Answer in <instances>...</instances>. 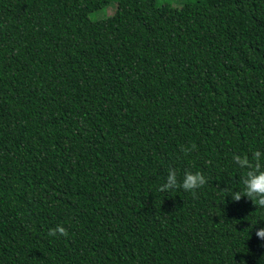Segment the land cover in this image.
Segmentation results:
<instances>
[{
    "label": "trees",
    "instance_id": "obj_1",
    "mask_svg": "<svg viewBox=\"0 0 264 264\" xmlns=\"http://www.w3.org/2000/svg\"><path fill=\"white\" fill-rule=\"evenodd\" d=\"M256 150L264 0H0V264H264Z\"/></svg>",
    "mask_w": 264,
    "mask_h": 264
},
{
    "label": "clouds",
    "instance_id": "obj_2",
    "mask_svg": "<svg viewBox=\"0 0 264 264\" xmlns=\"http://www.w3.org/2000/svg\"><path fill=\"white\" fill-rule=\"evenodd\" d=\"M196 149L197 145L195 143L181 147L184 155H188ZM233 161L240 169L244 170V175L240 178L243 189L242 191H233L230 195L232 200L239 202L242 197H246L256 207H264V153L256 150L251 154V157L247 154H234ZM207 183V178L199 171H186L181 182L178 180L176 170L170 168L165 183L158 190L166 192L182 188L185 192H189L193 197H196L197 190L203 188ZM221 191H227V189L225 188ZM255 234L259 239L264 240V228L258 229ZM48 235L50 237L67 238L69 233L63 225H57L49 229ZM241 264H246V262L241 261Z\"/></svg>",
    "mask_w": 264,
    "mask_h": 264
},
{
    "label": "rangeland",
    "instance_id": "obj_3",
    "mask_svg": "<svg viewBox=\"0 0 264 264\" xmlns=\"http://www.w3.org/2000/svg\"><path fill=\"white\" fill-rule=\"evenodd\" d=\"M114 11H115V4L112 1L108 7L92 12L91 14H89V17L92 20H98L113 14Z\"/></svg>",
    "mask_w": 264,
    "mask_h": 264
}]
</instances>
